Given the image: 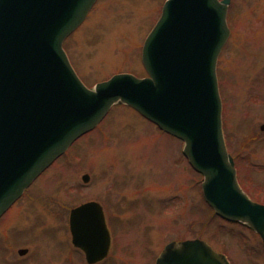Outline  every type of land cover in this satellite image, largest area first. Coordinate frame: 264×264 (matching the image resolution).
Segmentation results:
<instances>
[{
    "label": "rangeland",
    "instance_id": "1",
    "mask_svg": "<svg viewBox=\"0 0 264 264\" xmlns=\"http://www.w3.org/2000/svg\"><path fill=\"white\" fill-rule=\"evenodd\" d=\"M165 1L97 0L64 42L89 88L118 73L147 75L142 47ZM228 24L217 63L223 132L240 185L264 204V0H232ZM111 109L37 178L12 209L13 224L8 215L0 222V264H88L72 244L69 213L91 200L107 207L112 234L100 264H156L170 242L197 238L230 264H264L260 235L206 203L203 175L184 156V142L123 104ZM29 246L30 256L18 255Z\"/></svg>",
    "mask_w": 264,
    "mask_h": 264
},
{
    "label": "water",
    "instance_id": "2",
    "mask_svg": "<svg viewBox=\"0 0 264 264\" xmlns=\"http://www.w3.org/2000/svg\"><path fill=\"white\" fill-rule=\"evenodd\" d=\"M96 1L0 0V216L119 103L184 141L183 153L204 176L203 196L215 214L248 225L264 243V204L241 188L222 127L217 62L230 36V0H167L143 45L148 76L120 73L90 89L63 42ZM70 227L88 263L107 256L110 234L99 204L74 208ZM156 264L230 262L193 239L169 243Z\"/></svg>",
    "mask_w": 264,
    "mask_h": 264
},
{
    "label": "flooded vegetation",
    "instance_id": "3",
    "mask_svg": "<svg viewBox=\"0 0 264 264\" xmlns=\"http://www.w3.org/2000/svg\"><path fill=\"white\" fill-rule=\"evenodd\" d=\"M231 3H232V0H231ZM27 191H29V189L28 190H26L25 192H24V194L21 196V197H23L25 194H26V192ZM21 197L15 202V204L21 199ZM89 202H95V203H98V204H100L101 206H102V209H103V212H104V215H105V220H106V223H107V227H108V229H109V233H110V247H109V252H108V255H109V253H110V251H111V247H112V234H111V231H110V221H109V218H108V216H107V207L105 206V205H103L101 202H99V201H95V200H91V201H88V202H84V203H82V204H85V203H89ZM81 205V204H80ZM15 206V205H14ZM14 206H11L9 209H10V211L9 212H5L2 216H1V220H0V222L3 220V219H5L6 217H7V215H8V219H9V222H11L12 220V222H11V224H13V222L15 221L14 220V216L11 214L12 213V209L14 208ZM69 215H70V213H69ZM25 226H27V225H25ZM29 226H31V228L33 227V223L32 222H30L29 223ZM28 227V226H27ZM9 229V227L5 230L6 232H7V230ZM69 231H70V227H69ZM71 233V232H70ZM5 235H7V233H5ZM16 235H14V237H15ZM25 237V236H24ZM23 237V238H24ZM32 237V234H30V236H28V237H25V240H26V238H31ZM23 238H21V240L23 239ZM4 239V235L3 236H1V240H3ZM6 240H7V237L5 238V241L4 242H6ZM19 240V239H18ZM18 240H16V243L18 242ZM69 242V241H68ZM9 244H11V241L10 240H8V245ZM8 248L9 249H7L6 251L7 252H9V250H10V247L8 246ZM81 253H83V255L85 256V259H86V255H85V252L82 250V249H79V248H77ZM32 254V248H30V246H29V248L28 247H21V248H19L18 249V255L19 256H21V257H27L28 255L30 256ZM108 255L106 256V258L105 259H103V260H101V261H99V262H97V263H94V264H100V263H102L104 260H106L107 259V257H108Z\"/></svg>",
    "mask_w": 264,
    "mask_h": 264
},
{
    "label": "bare ground",
    "instance_id": "4",
    "mask_svg": "<svg viewBox=\"0 0 264 264\" xmlns=\"http://www.w3.org/2000/svg\"><path fill=\"white\" fill-rule=\"evenodd\" d=\"M91 12H92V11H91ZM111 110H112V109H111ZM111 110H110V111H111ZM110 111H109V113H110ZM109 113H108V114H109ZM108 114H107V115H108ZM106 117H107V116H106ZM106 117H105V118H106ZM105 118H104V119H105ZM104 119H103V120H104ZM85 135H86V134H85ZM79 139H80V138H79ZM79 139H78V140H79ZM75 142H76V141H75ZM75 142H74V143H75ZM74 143H73V144H74ZM73 144H72V145H73ZM36 180H37V179H36ZM36 180H35V181H36ZM35 181H34V183H35ZM34 183H33V184H34ZM33 184H32V185H33ZM32 185H31V186H32ZM31 186H30V187H31ZM21 198H22V197H21ZM14 205H15V203H14L12 206H14ZM9 211H10V209H9L7 212H9ZM7 212H6V213H7ZM0 220H1V218H0Z\"/></svg>",
    "mask_w": 264,
    "mask_h": 264
}]
</instances>
